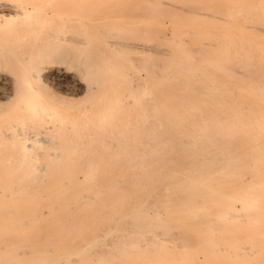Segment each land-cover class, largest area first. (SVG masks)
Listing matches in <instances>:
<instances>
[{"label":"bare ground","instance_id":"1","mask_svg":"<svg viewBox=\"0 0 264 264\" xmlns=\"http://www.w3.org/2000/svg\"><path fill=\"white\" fill-rule=\"evenodd\" d=\"M52 1L0 0V65L21 72L0 101V264H264V0H84L168 20L166 51L106 49L95 11ZM45 58L86 74L79 98L35 84Z\"/></svg>","mask_w":264,"mask_h":264},{"label":"rangeland","instance_id":"2","mask_svg":"<svg viewBox=\"0 0 264 264\" xmlns=\"http://www.w3.org/2000/svg\"><path fill=\"white\" fill-rule=\"evenodd\" d=\"M53 1L51 2V5L48 3L49 5L44 4V5H39V7L46 8L49 12H53L52 14H54L56 12V14L59 13V14H61V16L64 15L65 18H66V16H68L69 18H71L70 20L75 19L74 15H73L75 12L79 13V14H83L85 11H88L90 9L93 12L95 11L96 15H94V16L90 15V17L88 16L89 17L88 20H90V19L92 20L91 21V22H93L92 28L95 30L96 36L100 37V41L103 43V45L106 47V49H110L109 47L111 46L112 41H116V40L121 41V42H122V40L125 42L128 41V44L132 43V45L133 44L136 45V43H138L139 45H142V44L147 45V47L153 46L154 47L153 49L158 50V51L159 50H161V51L171 50V48H172L171 45L169 47V43L166 41H167V38L168 39L170 38L169 36L171 34V30L173 29V24L170 23L166 19L163 21L149 22V23L146 21H139L138 19H135L132 17L130 19H128V18L122 17V15H121V14L126 12L125 11L126 7L124 5H123L124 7H121V4H114V5H106V4L101 5V4H99V5H97V7L92 9L90 7L83 6V4L85 3L84 0H70L69 2L64 1V0H57L59 3L57 1H55V2H53ZM133 1L131 0L129 2L128 7L130 10L128 9L129 11L126 12V14L127 13H130V15L133 14L132 11L136 8V5H135V3H133ZM164 1L166 3H170V5H174V6H178V7H185V4L187 3L188 0H164ZM183 1H185V4ZM79 2H80V4L78 5ZM181 3H183L184 5H182ZM70 4L71 5L73 4V5L71 6ZM201 5H202V8H200L199 10H201L203 12H210L209 10L212 7H214L213 6L214 3L212 2V0H210V1L202 0ZM119 7H121L122 12L117 13L116 9ZM56 14H54L53 16H55ZM133 16H134V14H133ZM61 18H63V17H61ZM69 18L65 19V21L69 20ZM82 19H85V18L82 17ZM196 22L197 21L188 20L187 26H190V28H187V30H189V31L190 30L191 31L197 30L198 28L195 26ZM198 22H202V21H198ZM257 24H258V26L255 24V26L257 28L259 27V29H260L263 26L262 29H264L263 24L262 25L260 23H257ZM84 25H85V23L73 24L72 21L68 22L66 24L67 28L64 29L62 34L65 35L66 37H71L74 34H80L82 32V30L83 31L85 30ZM109 25H111V26H109ZM126 26L134 27L137 33H134L133 37H132V35H129V34L125 35ZM157 26H161V29L158 30V32H157L158 35L160 34V36H158L159 38L156 37L155 39H151V40L147 39L146 36H147L148 32ZM34 31L37 32L36 30H34ZM161 34H163V37L166 36L167 38H160V37H162ZM69 35H71V36H69ZM121 37H127L126 38L127 40H125V38H121ZM93 38H94L93 41H96L95 37H93V36L89 37V41L92 42ZM188 39L190 40L191 38H188ZM164 40H165V42H164ZM202 41L203 42L206 41V43H208L209 41H212V40L202 39L201 41L194 43L193 46H195V44H196L195 47L199 46V44L201 45L203 43ZM185 43H188L187 40ZM188 44L192 45V42L190 41V43H188ZM151 47H149V48H151ZM207 48L209 49V47H207ZM118 51L123 54V58L128 62V65L133 66L135 68V72L139 71L138 68L135 67L136 60H138L139 58H142V57H143V59H146V60L149 59V57L146 54L144 55L140 50L124 51V50H122V48H119ZM70 64H72L71 61L68 63V61L66 62L62 59L45 58L44 60H42L41 63H39V66L37 67L39 72H40V79H39V81H36L35 84H37L38 87H41V89H47V90H49V92H51L53 94H57L59 96H65L68 98H73V97L79 98L80 94H78V93H77L78 95L76 94V92H78V89H76V88H79L80 86L84 87L86 85V82H87V77H85L86 74H83L82 72L75 73V71L76 72L78 71L75 67L76 65L73 63L72 66H70ZM6 69H8V70H6ZM58 70H60V71L58 72ZM51 71H52V75H51V73H49ZM1 72H2V74H0V86H1L0 88H2V89H0V101L5 102L4 98L7 96L6 95V89H5V87H6L5 79H4L5 76L8 75L6 77H12L11 76V74H12L13 77L16 79L20 76L21 72H20L19 68L14 69L11 66H7V68H6V65H0V73ZM43 72H44V74H43ZM139 72L141 73L142 76H144L143 71H139ZM45 73L47 74L46 77H45V75H46ZM71 74L74 75L73 79L70 78ZM79 74L81 76H79ZM75 75H77V76H75ZM75 77L76 78L78 77V78L76 79ZM78 80H80V81H78ZM81 82L84 84V86ZM47 86H48V88H47ZM3 93H5V94L3 95ZM1 99H3V100H1ZM27 132L28 133L30 132V134H29L30 136L37 135L35 132L32 133V131H29V130H27ZM49 216H52V215H49ZM42 222L45 224L48 223L46 220H44ZM28 230H31V229H28ZM97 232L101 233L102 230L98 229Z\"/></svg>","mask_w":264,"mask_h":264}]
</instances>
